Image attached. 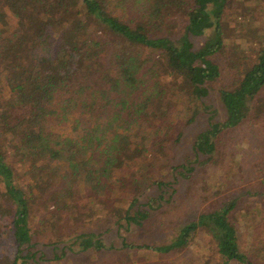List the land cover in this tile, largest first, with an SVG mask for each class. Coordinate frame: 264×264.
<instances>
[{"label": "trees", "instance_id": "trees-1", "mask_svg": "<svg viewBox=\"0 0 264 264\" xmlns=\"http://www.w3.org/2000/svg\"><path fill=\"white\" fill-rule=\"evenodd\" d=\"M110 1L0 0V243L9 247L0 264L59 262L91 253H114V264H176L202 233L210 237L216 264H256L259 251L240 246L233 217L243 208L245 222L264 232V139L247 154L245 163L257 177L242 193L214 198L161 242H135L129 234L145 233L150 222L155 228L159 213L169 212L162 202L170 198H161L174 179L189 181L199 168L214 165L229 173L232 166L216 159L226 155L218 147L222 134L242 124L251 125L252 136L260 131L255 127L264 123V42L252 56L240 54L229 87L217 85L221 70L215 61L227 54L233 10L259 0H114L127 11L119 14L109 10ZM7 11L17 18L12 30L6 29ZM176 15L186 24L172 38L170 20ZM200 36L196 46L192 38ZM210 89L217 91L222 120L205 103ZM174 95L192 105L185 123L208 114L192 143L198 165H174L163 176L167 180L149 171L137 174L134 162L149 148L146 136L131 125L148 121L163 129L156 138L160 149L167 147L165 140L176 143L180 130L170 121ZM66 124L72 135L58 130ZM143 179L155 194L147 200ZM124 192L131 199L118 208L113 197ZM48 197L62 198L65 207L51 210L46 221L58 235L40 242L31 214ZM80 200L92 202L88 213ZM96 209L99 217L113 219L104 232L86 224L96 219ZM111 233L117 234L115 244L107 240ZM45 246L54 252L38 254Z\"/></svg>", "mask_w": 264, "mask_h": 264}, {"label": "rangeland", "instance_id": "rangeland-1", "mask_svg": "<svg viewBox=\"0 0 264 264\" xmlns=\"http://www.w3.org/2000/svg\"><path fill=\"white\" fill-rule=\"evenodd\" d=\"M108 6L109 10L115 14L127 12L125 9L118 6L114 0H111ZM251 6L252 8L240 7L239 9L233 10L235 13L228 19L230 38L226 43L227 54L218 55L215 60L218 62L221 70L218 86H231L234 80L233 76L237 73L236 70L240 65V60H242V55L240 54L245 53L252 56L251 53H253L254 49L256 51L260 42H264V0H259L257 5L252 4ZM7 14L8 24L6 29L12 30L16 26L17 18L14 16L13 12L7 11ZM170 24L171 29L169 33H171L172 38H175L186 24V18L181 15H176L170 20ZM256 29H258L257 32ZM165 32L166 31H163V34H165ZM192 39L196 46H199L202 43L203 37L200 36ZM228 62H232L231 67L228 66ZM172 98L173 110L170 121L176 127L178 126L177 128L180 130V138L176 143H169L170 145H167L168 142L165 140L163 141V145L167 147L160 149L158 146L160 142H156L158 140L156 138L163 133V129L154 128L148 121L137 122L131 125V127L135 129V134H143L146 136V143L149 148L148 155L141 159H136L134 162L135 168L133 170L137 171V174H146L149 171V175L160 179L164 175L167 176L168 172H173L172 167L174 165L187 161H189L190 165H198L192 151V143L194 136L207 126L208 114L204 111L196 116L193 122L187 124L184 120L187 114L192 111V105L188 100L184 101V97L181 95H174ZM205 103L208 105L209 110L213 111L216 120L223 119L222 106L218 101L217 91L215 89H210L209 95L205 98ZM150 121L152 122V119ZM250 126L242 124L239 127L227 131L225 134H222L221 140L218 143V147L221 148L220 150L226 155L220 153L216 159L220 161L224 160L226 164L232 166L231 169L238 168L235 173H233L231 169L229 173H225L226 167L220 168L218 165H214L212 167H207L205 170L199 168L194 177L189 181L183 177H179L178 180L174 179V183L167 184L163 187L164 196L161 198L162 201L170 198L168 201L162 202L169 212L166 214L164 212L159 213L156 218L155 228L151 229L152 223L150 222L147 224L149 229L145 231V233L137 232L136 230L134 233L130 231L129 237L133 238L135 242H161L163 239L173 234L175 230L174 227L178 224L195 217V215L202 210H207L214 198H219L224 195L226 197L233 193L235 195L242 193L243 188L250 185L249 181L257 177L255 167L245 163L247 154H251L250 147H259V141L264 139V123L258 126L256 125L255 128H258V130L260 129V131L256 132L255 130L254 136L251 134L252 128H249ZM58 130L64 136L73 134L69 124L61 125L58 127ZM175 135L176 134H173V136ZM240 150L243 151L240 152ZM252 152L257 154L256 151L252 150ZM262 164L264 170V160ZM262 173L263 171L258 173L259 177ZM177 175L180 176L179 174ZM163 179L167 180L168 177H163ZM202 179L206 181V184L201 183ZM146 183L147 180L143 179L140 186L141 190L144 192L142 195L144 200H147L149 194L152 197L155 196L153 187L149 184L145 186ZM217 193L220 194L215 196ZM113 198H116L114 204L118 208H121V205L125 208L131 199V197L126 195V192L121 194L120 197L116 194V197ZM43 202L44 203L34 209L31 214L34 224L32 231L34 232L35 240L40 242L53 240L58 235L54 232L50 223H46V221L51 218V210L59 212V208L65 207L62 198L56 200L55 197H50L48 201L43 200ZM152 202L153 201H151V204L153 205L158 204ZM80 203L82 206L84 205L83 213H88L89 210L92 209V202L90 200H80ZM43 205L48 206L46 207L47 209H44L45 207ZM69 205L71 206V204ZM260 208L264 210V203L260 205ZM239 210L240 211H237L233 217V222L237 226L240 246L249 251H252L253 247L257 248L259 254L256 259V264H264V232H256L253 229V224L245 222L243 219V208ZM93 211L94 216L97 215V209ZM261 214L264 217V211H262ZM95 218L93 222L90 221L86 224L93 223L94 225L87 226L91 229H95L96 232H104L106 226L110 224V221H113V219L110 220L109 217L105 215L101 217L97 215ZM262 220L264 219L262 218ZM82 225H85V223ZM116 236L117 234L111 233L107 240L115 244L117 243ZM210 241L208 235L204 233L199 235L194 246L189 251L183 252L181 261H178L176 264H216L218 258L214 256ZM61 245L62 244H59V247ZM260 246L263 248L262 251ZM57 251L59 250L57 249ZM42 252L51 255L54 252L53 246L41 248L38 254ZM7 253H9L8 245L5 242L0 243V256L4 257ZM114 257V253H91L86 256L82 254H70L59 262L44 260L40 261V264H114ZM194 257L196 259L191 263V259Z\"/></svg>", "mask_w": 264, "mask_h": 264}]
</instances>
